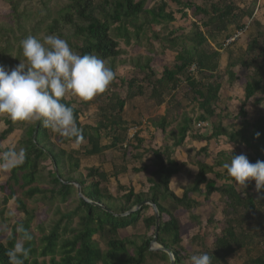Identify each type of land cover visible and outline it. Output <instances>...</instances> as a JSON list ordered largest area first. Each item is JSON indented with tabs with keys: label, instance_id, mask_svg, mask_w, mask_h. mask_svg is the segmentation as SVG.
Listing matches in <instances>:
<instances>
[{
	"label": "trees",
	"instance_id": "1",
	"mask_svg": "<svg viewBox=\"0 0 264 264\" xmlns=\"http://www.w3.org/2000/svg\"><path fill=\"white\" fill-rule=\"evenodd\" d=\"M1 1L10 5L12 20L11 23H0V65L11 69L24 60L20 42L27 36L42 39L55 34L68 41L77 53L105 59L116 77L103 94L90 101L76 103V100L62 98L63 103L73 108L82 138L63 137L61 143L80 145L78 151L67 153L57 147L50 139V129L45 128L42 121H15L8 115L4 119L6 128L0 135V143L12 135L18 125L22 126L23 134L16 151L23 148L26 158L23 164L10 168L5 187H1V190H7L5 203L14 200L24 217L12 227L6 241H0V264H9L7 253L20 240L25 241L23 246L28 250L23 264H146L148 258L169 264L168 254L150 250L153 238L147 232L154 235L155 216L147 213L152 209L149 205L132 215L120 216L144 201L153 202L160 215L157 243L172 252L176 264H184L186 258L178 248L183 250L180 246L187 231H183L171 209L192 213L200 203L195 196H203L204 202H208L214 194H218L225 205L222 211L224 229L211 243L206 235L194 236L191 243L200 249L196 254H209L212 264H229L231 257L240 254L247 258L244 264H264V188L258 191L255 181L243 187L227 174L226 169L221 173L223 160L216 161L214 166L196 161L198 173L193 183L184 188L181 197L170 187L172 179L181 173L173 152L187 141L206 143L199 153H207L210 142L225 139L237 150L230 155L219 151L217 154L225 161L230 162L233 155L243 154L238 148L251 152L243 154L251 163L264 161V114L249 120L245 111L249 100L264 93V30L255 20L259 0H252L244 8L236 6V0H217L204 7L171 0L182 17H187L188 9H195L194 15H202L205 19L202 30L194 23V30L189 35L164 39L176 57L174 64L164 67L159 76L152 67V57L140 55L124 60L126 51L121 44L130 47L134 42L141 48L146 42L151 54V41H161L153 27H168L176 21L174 12H167L165 0H65L58 5L55 16L47 5L49 3L43 0H38L41 6L38 10L33 9V0ZM246 19L259 28L248 41L246 50L234 47L236 44L226 48L225 75L231 85L238 80L237 67L254 70L252 80L245 83V101L239 115L232 119L241 126L235 129L231 124L225 127L224 118L217 113L216 104L223 86L218 73L222 54L213 48L209 51L206 46L222 37L229 39L234 32L244 31ZM223 47L221 45L220 49ZM127 65L134 73L138 71L143 75L142 80L119 79L118 68ZM118 83L127 87L125 97L116 92ZM180 89L185 92V102L197 103L201 113L197 122L212 125L210 135L202 133L207 129L205 126L193 134L194 121L183 114L182 117L172 116L170 120L165 116L150 121L153 140L159 136L164 138V144L159 148L151 143L148 147L140 146L138 142L142 141L137 135L129 137L133 127H141L139 122H131V103L148 98L160 107L169 98L168 107L180 110L177 98ZM88 105L96 107L93 124L81 122ZM173 123H177L176 129L168 131ZM9 150L0 145V154ZM114 154L119 157H113ZM146 154L152 156L151 165L129 168L128 163L140 161ZM83 160L92 164L84 166ZM129 172L147 175L148 192L121 185L119 177ZM111 181L116 183L115 193L110 190ZM69 182L78 183L84 198L105 209L80 200L77 188ZM26 201L33 208H29ZM166 202L171 204V209L164 206ZM41 207L46 208L42 215ZM191 220L194 226L189 228L198 227L199 218L193 214ZM34 223L41 234L38 238L30 233ZM140 224L145 226L148 237L122 236V232L136 229Z\"/></svg>",
	"mask_w": 264,
	"mask_h": 264
},
{
	"label": "rangeland",
	"instance_id": "2",
	"mask_svg": "<svg viewBox=\"0 0 264 264\" xmlns=\"http://www.w3.org/2000/svg\"><path fill=\"white\" fill-rule=\"evenodd\" d=\"M50 8L51 12L53 13V16L56 15V11L58 10L59 6L61 5L63 1L65 0H43ZM98 1V0H97ZM160 1V0H159ZM217 0H183V2H188L197 6V7H204L209 6L211 3L216 2ZM252 0H236L237 3L236 6L239 8L247 7L249 4H251ZM33 3L35 5V10L41 9L40 4L38 3V0H33ZM165 3L168 4L167 12H174L176 21L171 23L168 27H158L154 26L153 30L159 35V39L161 41L152 40L151 44L153 47L151 48V54L148 51L147 43L143 42L142 47H138L134 45V42H132V45L130 47H126L124 44H121V48L125 49L126 54H124V60L125 59H136L138 56H149L154 59L153 62V69L157 72L158 76L162 74L164 67H171L175 62L176 53L172 51L170 48V44L168 42H163L164 39L167 38H174L179 36H186L189 35L193 30V24L197 23L198 26L203 29V16L202 15H194L195 9H188L186 11L187 17H182L181 14L178 13V7L177 5L171 1V0H165ZM36 12V11H35ZM11 11H10V5L6 2H3L0 0V23H11V17H10ZM255 20L261 24L262 30H264V0H259L258 6L255 10ZM247 28H245L244 31H240L242 35L240 38L234 42L231 45H235L234 47L242 48L246 50V46L248 41L255 36L256 32L259 31V28L256 25H251L249 20H245L244 24ZM233 29V28H231ZM237 32H234L232 34V37ZM232 37H229L232 38ZM228 39L225 40V38H220V40L212 41L210 45L206 46L208 47V50L210 51L211 48H213L216 51H219L221 55V59L219 62V77L221 78V81L223 82L222 89L219 93V102L217 105V113L221 114V116L224 118V121L222 122L225 127H227L229 124L233 125V128L239 129L241 126L236 123V121H233L232 119L239 115L240 109L242 108V103L245 101V94L243 92L244 86L246 82H250L254 76V70H246L243 67L239 66L236 70V77L237 81L234 82V84L229 83V79L225 75V69L227 66L228 61V54L226 52V48L229 46H226L225 43ZM150 44V45H151ZM224 46L222 50L220 47ZM230 46V47H233ZM207 50V51H208ZM228 51V50H227ZM192 71V70H191ZM118 77L119 79H123L124 81H129L133 78H138L139 81L142 80L143 75H140L138 71L134 73L132 71V67L130 65L127 66H120L118 68ZM198 77V75H197ZM219 78V79H220ZM262 79H264V73L262 76ZM116 92L122 95V97H125L127 95V87H121V85L118 83L117 87L115 88ZM185 91L188 92L189 89L185 88ZM185 92L181 91V89L177 93V98L180 100L181 109L176 110L172 107H168V101L169 98L165 99V104L158 107L156 105V101L150 100V99H144L139 98L133 103L130 104V106L133 107L132 110H130L129 115L131 116V122H139L141 124V127H136V129L133 127L129 131V137H134L137 135V139L141 140L142 142H138V145H142L145 147H148L151 143V145L155 148H159L164 144V138L163 136L157 137V140H153V129L151 127L150 121L151 120H158L160 117H165L167 119H171L172 116L174 117H182L183 114H186L187 117L191 118L194 121L193 124V134H197L198 130H203L202 128H197V125L199 122L198 117L200 116V111L197 109V103L196 104H190L185 102L184 94ZM66 99L68 100H76V103H79L81 101L78 97L72 95L70 92L67 94ZM129 105V104H128ZM84 109V107H83ZM127 109V106H126ZM225 109V110H224ZM245 111L248 113L249 120H254L258 115L264 114V93H258L254 98L248 101L247 105L245 106ZM83 116L81 118V122L83 124H93L95 115H96V107L88 105V109L83 111ZM262 114V115H263ZM94 116V117H93ZM7 117V114H0V135L5 130L6 126L4 123V119ZM178 122L179 119H178ZM202 123V122H201ZM209 123V122H208ZM208 128L203 131L204 135H210L212 131V125L208 124ZM177 127V123H173L170 125V130H174ZM16 131L10 135L5 141L0 143V145L3 148L8 149H14L17 150L18 142L20 141V138L23 134V128L22 126H17ZM51 131V130H50ZM51 141L60 149L66 151L67 153H70L72 151H78L80 149V145L76 144H70L66 145L61 143L63 136H60L57 133H54L51 131L50 134ZM135 143H137L135 141ZM173 142L170 144L172 145ZM206 147V143H199L196 141L185 143L183 146H181L178 149H175V152H173L174 159L178 162V164L181 166V173L177 175V177H174L171 181V190L174 191L179 197H181L183 190L185 187L191 185L198 173L197 167H195L196 161H203L206 164L210 166H214L218 160H223L225 163L228 162L225 161L224 157H221L220 154H217L219 151H226L227 155H230L232 151H234V147L231 145H228L226 143L225 139H221V141H214L210 142L209 149L207 153H202L201 151L203 148ZM240 153L247 154L251 152H247L244 148H238ZM237 151V150H235ZM113 157H119L118 154L112 155ZM152 156L146 154V157L142 158L140 161L133 160L132 162L128 163L129 168H140L142 165H151L152 163ZM96 160V159H95ZM84 166L92 164L88 160H83ZM106 168H108V165H103ZM10 168L11 167H4L0 165V241L5 242L8 236L11 234L12 227L16 224V222L20 221L24 216L18 211V204L14 200H9L7 203H5V197L7 195V190H1V187H5L6 181L8 180L10 176ZM110 170V169H108ZM217 170V169H216ZM219 171L222 173L224 172V168L219 169ZM218 171V172H219ZM213 179V176H211ZM147 175L144 173H140L138 175L129 172L127 175L122 176L119 178V182L121 185L125 187H133L136 191H142V192H148L149 184L146 181ZM252 181L248 182L251 183ZM110 190L115 193L116 192V183L114 181H111ZM197 200L200 201L199 205L195 208V210L190 213L183 209H171L169 203L166 202L164 206L170 208L173 212V215L179 219L183 226V231H187L186 235H183V241L181 244V255L186 258V261H184V264H190V257L196 253H198L199 248L192 245L191 239L194 236L197 235H206L208 241H213L216 236H219L224 229V216L222 215V211L224 210V203L221 201V198L218 194H214L208 202H204L203 196L197 195L195 196ZM194 198V197H193ZM27 205L29 208H33V206L28 202ZM46 212V208H40V215ZM149 215L154 214L153 209H150L147 211ZM195 215L199 218V224L198 227H195L193 229L189 228L192 224L191 216ZM165 221L168 220V218L165 217ZM35 223L32 224V227L30 229V233L35 237L38 238L39 235H41L35 228ZM194 226V225H193ZM145 226L139 225L136 229H131L128 231L122 232V236L125 237H146L145 233ZM18 231V229H17ZM19 232V231H18ZM149 233L148 236L154 237L153 233ZM147 236V237H148ZM153 240V239H152ZM24 240H20L19 243L24 244ZM141 242H138L140 244ZM103 244V243H102ZM159 244L155 245L150 243V250L153 252L156 249L159 248ZM161 247V246H160ZM247 258L245 255H235L229 259V264H244L246 262ZM146 264H167L165 262H162L160 259H151L148 258Z\"/></svg>",
	"mask_w": 264,
	"mask_h": 264
},
{
	"label": "clouds",
	"instance_id": "3",
	"mask_svg": "<svg viewBox=\"0 0 264 264\" xmlns=\"http://www.w3.org/2000/svg\"><path fill=\"white\" fill-rule=\"evenodd\" d=\"M20 43L24 60L11 69L0 65V114L15 121H42L45 128L60 136L81 139L74 110L62 98L70 92L81 101H90L110 87L116 73L105 59L81 55L55 34L42 39L29 35ZM25 158L23 148L10 149L0 154V165L16 167ZM223 168L243 187L255 181L258 191L264 188V161L251 163L246 155H233ZM7 255L9 264H23L28 250L17 243ZM190 264H212V258L207 253L194 254Z\"/></svg>",
	"mask_w": 264,
	"mask_h": 264
},
{
	"label": "water",
	"instance_id": "4",
	"mask_svg": "<svg viewBox=\"0 0 264 264\" xmlns=\"http://www.w3.org/2000/svg\"><path fill=\"white\" fill-rule=\"evenodd\" d=\"M68 184H72L77 188V194H78V198L80 200H83L85 203L90 204L94 207H98L100 209H105L103 206H101L100 204L88 201L86 198L83 197L82 193H81V187L78 183L75 182H69ZM145 205H149L153 211H154V216H155V231H154V237L152 240V243L155 245H158L157 241H158V234H159V229H160V215L157 209V206L151 202V201H144L138 205H136L132 210H130L129 212H127L124 215H120V216H128V215H132L134 213H136L137 211H139L143 206ZM155 251H161V252H165L166 254H168L169 256V264H176V260L174 258V255L172 254V252L170 250L165 249L164 247H160L158 249H156Z\"/></svg>",
	"mask_w": 264,
	"mask_h": 264
},
{
	"label": "built area",
	"instance_id": "5",
	"mask_svg": "<svg viewBox=\"0 0 264 264\" xmlns=\"http://www.w3.org/2000/svg\"><path fill=\"white\" fill-rule=\"evenodd\" d=\"M241 32L236 33L232 38L228 39L226 41L225 45L229 46V45L233 44L234 42H236L240 38V36L242 35ZM204 126H208V125H205L204 123H200L197 125V128H203Z\"/></svg>",
	"mask_w": 264,
	"mask_h": 264
},
{
	"label": "crops",
	"instance_id": "6",
	"mask_svg": "<svg viewBox=\"0 0 264 264\" xmlns=\"http://www.w3.org/2000/svg\"><path fill=\"white\" fill-rule=\"evenodd\" d=\"M220 99V98H219ZM209 127V126H208ZM207 127V128H208ZM156 140H157V138H155ZM187 143V142H186ZM127 175V174H126ZM122 176H125V175H121L119 178H121ZM175 177H177V176H175ZM174 179V178H173ZM170 186H171V184H170ZM174 192V191H173ZM175 193V192H174ZM176 194V193H175ZM177 195V194H176ZM178 196V195H177Z\"/></svg>",
	"mask_w": 264,
	"mask_h": 264
}]
</instances>
